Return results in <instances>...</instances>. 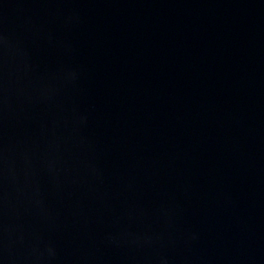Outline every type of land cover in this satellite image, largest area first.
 <instances>
[{
    "label": "water",
    "instance_id": "water-1",
    "mask_svg": "<svg viewBox=\"0 0 264 264\" xmlns=\"http://www.w3.org/2000/svg\"><path fill=\"white\" fill-rule=\"evenodd\" d=\"M0 264H264V0H0Z\"/></svg>",
    "mask_w": 264,
    "mask_h": 264
}]
</instances>
